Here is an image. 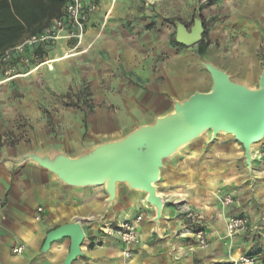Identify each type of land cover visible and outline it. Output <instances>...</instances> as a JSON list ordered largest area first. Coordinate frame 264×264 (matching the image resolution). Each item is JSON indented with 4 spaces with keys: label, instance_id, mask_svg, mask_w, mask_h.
Returning a JSON list of instances; mask_svg holds the SVG:
<instances>
[{
    "label": "crops",
    "instance_id": "0c3cea01",
    "mask_svg": "<svg viewBox=\"0 0 264 264\" xmlns=\"http://www.w3.org/2000/svg\"><path fill=\"white\" fill-rule=\"evenodd\" d=\"M134 1L136 0H98L99 10L88 24L86 38L91 37L95 25L107 15L109 23L117 21L113 33L117 44L114 48L116 54L109 61V69L112 71L107 70L105 76H96L92 81L93 84L105 85L99 96L94 93V99L104 102L102 105H95L91 110L85 105L69 109L63 112V121L53 124H47V119L41 113L35 116V131L28 125L26 132L17 129L13 118L17 115L18 118H30L28 112L17 114L20 111L12 108L4 109L5 114L0 112L4 121L0 125V264H65L71 245L70 237L57 239L48 248H44V244L49 231L74 221L81 223L84 239L81 255L71 264H195L200 257L204 258L206 264H213L218 259L213 254L220 245L219 235L222 233L221 228H225V218L229 214L236 216L233 212L236 208L238 211L243 210L240 205L242 200H245L246 208L256 204L260 211L255 209L253 212L259 211L264 217V162L257 161L256 151L261 150L264 143L252 146L255 158L250 171L245 162L243 147L227 134H219L213 141L211 132L200 136L205 138L184 147L171 162H167L158 183L159 194L165 198L159 233L154 222L156 210L147 202L146 192L131 190L125 184H119L115 203L107 206L108 194L104 186H68L48 170L31 162L16 165L10 161V158L28 150L54 144V147L74 154L83 147L120 137L132 126L148 121L158 113L156 108L160 104L165 103L167 108L173 98L189 96L195 90H209L210 78H196L192 74L195 71L189 75L187 66L182 68L178 65L174 71L171 66V71L168 72L165 66L161 68V65L154 67L152 63H144L139 56L141 40L136 32L137 25L132 24L135 29L132 26H122L123 22L137 20V14L127 13L130 11L129 5ZM179 1L176 0V3L181 5V0ZM248 1L252 7L250 12L261 15L252 20L254 25L260 24V29L257 33L251 30V35L263 36L264 0ZM227 3L219 0V5L226 6ZM232 4H228L229 8L222 12L218 20H224V16L231 18V14L238 12L237 6L233 9ZM222 30L215 32L214 42L220 43L218 53L230 54L232 48ZM38 33L40 32H28L25 39ZM255 42L259 45L260 38L252 41L251 50L257 45ZM53 45L57 50L66 52L75 45V41L62 39ZM48 46L50 45L40 44L27 48L26 54L32 58L31 64L41 63L47 58ZM196 46L199 54L198 43ZM151 47L153 51L159 47L160 52H167L169 55L173 52L163 36L157 44H151ZM37 48L44 50L43 58L35 55ZM12 63L21 72L28 67L20 59H15ZM171 64L172 62L169 63ZM62 65L58 63L56 67ZM263 68L264 62L257 59L247 62L243 69L250 79L258 81ZM59 115L55 118H59ZM13 138L17 141L12 142ZM242 163H245L247 169L245 176L239 172L243 168ZM248 177L253 178V181ZM220 190H233L235 198V202L229 205L235 208L224 214L215 197ZM184 205L195 211L196 220L185 218L181 208ZM139 215L143 217L140 222L135 223L139 243L133 248L131 256L125 257L123 242L107 234L104 229L125 220L134 222ZM240 215L247 216L249 227H252L255 220H252L248 212ZM188 224H199L197 228L204 230L207 240L211 242L212 247L206 251L207 258L202 256L200 249L190 252L187 242L194 240L195 236L181 234ZM18 245L25 246L20 254L13 252V247Z\"/></svg>",
    "mask_w": 264,
    "mask_h": 264
},
{
    "label": "rangeland",
    "instance_id": "374dc122",
    "mask_svg": "<svg viewBox=\"0 0 264 264\" xmlns=\"http://www.w3.org/2000/svg\"><path fill=\"white\" fill-rule=\"evenodd\" d=\"M134 2L129 5L128 10L130 11H127V13L137 14V20L134 22L128 20L123 22L122 26L128 28L132 24L137 25L136 32L140 35L139 40H141L139 56L144 63H152L154 67L161 65L160 67L164 68L165 66V69L169 70L168 72L171 71V66L173 71L178 65L182 68L187 66L189 75L195 71L192 74L196 78H210L209 73L201 65V57L204 56L217 62L218 65H221L220 67L229 71L236 78L244 79L252 85H257L258 81L250 79V76L245 73L246 70L243 69L244 65L249 61L254 62L259 59L264 62V35H251V30H255L253 31L255 33L259 32V21L256 20L259 25H254L252 20L260 18L261 15L258 12H256L257 14L250 12L252 7L248 0L242 2L241 0H223V2H228L226 6L223 4L219 5V0H181V5L176 3V0H151V2L150 0H136ZM228 4H232L233 9L237 6L238 12L231 14V18L224 16V20H218V17L222 16V12L229 8ZM108 16L95 25V31L91 33L90 38H86V34L83 43L77 49L71 51L74 46L71 47L70 45L69 47L71 48L64 52L63 50H57L53 43H46L50 46H48L47 58L42 60L41 63L35 64L33 62L30 64L31 66L27 67L26 71H19L18 74L11 77L0 76V112L4 113V109L12 108V110L20 111L17 114L28 112L29 116H31L30 118H18L17 116L19 115H17L15 119L13 118L15 120L13 123L17 125L18 130L26 132L29 125L35 131V128H33L36 125L34 123L35 116L41 113L47 119V124H53L54 122L63 121L65 118L63 116L64 111L76 109L80 105H85L91 110L95 105L104 103L101 100L97 102L94 99V93L99 96V92L104 89L105 85H101V83L93 84L92 81L94 82L96 76H105L107 70L109 72L112 71L109 69L111 66L109 61L116 54L114 48L117 44L113 33L115 32L117 21L109 23ZM195 18H200L205 23L203 25L208 29L206 40L209 45L203 55L197 53V44L184 46L182 44L179 45L180 43L176 40L177 22L184 23L190 30ZM132 29H135V27ZM221 29H223L222 32L227 36L228 44L232 48L230 54L218 53L220 43L218 41L214 42L215 32H219ZM162 36L165 38V42L173 48V52L170 55L167 52H160L158 50L159 47H156L155 51L151 49V44H157ZM257 37L260 38V44L258 45L255 42L257 45L252 47L251 50L252 41L256 40ZM171 62L172 64L169 65ZM58 63L63 65L56 67ZM170 108L171 103L167 108L165 103L160 104L156 108L158 112L156 113L162 114ZM57 115H59V118H55ZM2 117H0V125L4 124ZM153 117L154 115L146 122H149ZM29 120H32V123H29ZM136 126L138 125L132 126L131 129ZM23 127L26 129H22ZM131 129L129 128L126 132ZM209 132L211 131L207 130L201 136ZM229 136L233 137L232 135ZM203 138L205 137L199 138L195 142H200ZM15 141L17 139L13 138L12 142ZM262 143H264V138L255 144L259 145ZM258 160L259 162H264V159H261L257 153ZM242 164L243 168L239 169V172L245 176L244 173L247 169L245 168V163ZM250 180L253 181V178H250ZM232 191L220 190L215 195L223 214L225 211L228 212L235 208L233 205L224 204L225 196L233 194ZM244 204L245 200H242L240 205L243 210L240 209L238 211V208H236L233 212L236 215L248 212L252 220H255L254 224H252V227L229 236L226 233V222L233 214L227 215L225 228H221L222 225H220L222 229V233L219 235L221 242L213 254V257H218V259L214 260L213 264H241L244 258H251L254 264H264V217L260 214V209L256 204L251 208H246ZM255 209L259 211L253 212ZM188 225L194 227L196 231L200 230L197 228L199 224ZM207 242L208 246L205 248L199 247L195 239L187 242V245L190 252L200 249L202 256L207 258L208 252L206 251L212 247L209 239ZM217 252L218 255L216 254ZM195 264H206V262L204 258L200 257L195 261Z\"/></svg>",
    "mask_w": 264,
    "mask_h": 264
},
{
    "label": "water",
    "instance_id": "95a60500",
    "mask_svg": "<svg viewBox=\"0 0 264 264\" xmlns=\"http://www.w3.org/2000/svg\"><path fill=\"white\" fill-rule=\"evenodd\" d=\"M176 26V40L184 46L197 44L203 38L204 25L200 18H195L190 30L180 21ZM201 65L210 75L209 90H195L182 99H171L169 110L122 136L83 147L74 154L46 146L28 150L10 161L16 165L31 162L68 186H104L107 206L115 203L119 184L146 192L147 202L156 210L154 222L159 233L165 198L159 194L158 183L169 160L210 130L211 141L219 134L232 135L242 145L251 171L252 145L264 138V68L257 85H252L207 57H201ZM65 237L71 238L65 264H71L82 253L84 231L79 221L49 231L44 248Z\"/></svg>",
    "mask_w": 264,
    "mask_h": 264
},
{
    "label": "built area",
    "instance_id": "2783aa9c",
    "mask_svg": "<svg viewBox=\"0 0 264 264\" xmlns=\"http://www.w3.org/2000/svg\"><path fill=\"white\" fill-rule=\"evenodd\" d=\"M62 14L53 18L51 23L40 33L26 38L20 44L4 50L0 54V76L11 77L18 74L19 68L12 63L15 59H20V62L29 66L32 58L26 54V50L30 46L54 43L58 40H74L75 45L73 50L77 49L84 41L88 24L92 16L98 12L99 4L96 0H63ZM258 156L264 159V147L258 151ZM234 203L233 194H228L224 198L225 205ZM183 214L188 220H196L197 216L189 206H182ZM143 219L142 215L136 217L135 221L125 220L116 226L107 227L104 231L119 238L124 244L123 254L125 257H130L133 248L139 243V233L136 228L137 222ZM249 227L248 217L245 215H236L228 218L226 222V233L233 236L236 233L245 230ZM189 236H195L198 246L205 248L208 246L207 238L204 230H194L192 226H186L184 232ZM24 245L13 247V252L20 254L24 251ZM241 264H254L251 258H244Z\"/></svg>",
    "mask_w": 264,
    "mask_h": 264
},
{
    "label": "trees",
    "instance_id": "16d2710c",
    "mask_svg": "<svg viewBox=\"0 0 264 264\" xmlns=\"http://www.w3.org/2000/svg\"><path fill=\"white\" fill-rule=\"evenodd\" d=\"M63 5V0H0V54L23 42L28 32H42L51 19L62 14ZM207 35L208 29L204 27L203 38L198 43L201 55L209 45L208 41L204 42ZM35 55L43 58L45 52L37 48Z\"/></svg>",
    "mask_w": 264,
    "mask_h": 264
},
{
    "label": "bare ground",
    "instance_id": "6f19581e",
    "mask_svg": "<svg viewBox=\"0 0 264 264\" xmlns=\"http://www.w3.org/2000/svg\"><path fill=\"white\" fill-rule=\"evenodd\" d=\"M207 131V130H206ZM204 133V132H203ZM257 143V142H256ZM255 144V143H254ZM254 144L252 145V146H254ZM254 148H252V150H253ZM252 155H254L255 156V151H252ZM255 158V157H254ZM141 191V190H140Z\"/></svg>",
    "mask_w": 264,
    "mask_h": 264
},
{
    "label": "flooded vegetation",
    "instance_id": "af4514ba",
    "mask_svg": "<svg viewBox=\"0 0 264 264\" xmlns=\"http://www.w3.org/2000/svg\"><path fill=\"white\" fill-rule=\"evenodd\" d=\"M204 27H205V25H204Z\"/></svg>",
    "mask_w": 264,
    "mask_h": 264
}]
</instances>
